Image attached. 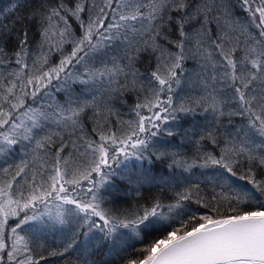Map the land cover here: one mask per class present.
<instances>
[{"label":"snow or ice","instance_id":"1","mask_svg":"<svg viewBox=\"0 0 264 264\" xmlns=\"http://www.w3.org/2000/svg\"><path fill=\"white\" fill-rule=\"evenodd\" d=\"M0 160V264H264V0H9Z\"/></svg>","mask_w":264,"mask_h":264},{"label":"trees","instance_id":"2","mask_svg":"<svg viewBox=\"0 0 264 264\" xmlns=\"http://www.w3.org/2000/svg\"><path fill=\"white\" fill-rule=\"evenodd\" d=\"M8 2H9V0H0V8L8 6ZM239 14L242 16L244 15V13H242V12H240ZM69 50H70V48H69ZM133 102H134V99L129 97L128 98V104H126V105L117 104V107L119 108L123 119L127 120L130 118H133L134 114L129 111V105L132 104ZM113 119H115V118H113ZM2 163H3V161L0 160V164H2ZM233 179L235 180L236 178H233ZM201 180H203V178H201ZM236 182L240 185L245 184L244 181L236 180ZM215 190L217 192L220 191V189L218 187ZM157 192H158V189H153L151 192L145 191L144 196H145V198H148L150 196L155 195ZM201 192L203 195H205V197L207 199V198L211 197L213 190H212V187L210 185H206L204 183H201ZM164 195H165V203H168V202H170V200L168 198L173 196L174 193L166 192ZM143 202L144 201H140V203H143ZM134 203H135L134 199L128 198L127 202L121 200V202L119 204H117L116 207H118V208L131 207L132 205H134ZM187 206L189 209V214H196L198 216L200 214H207V212H208V209L201 207V205L195 203L194 200L191 202H187ZM178 225H179V220L175 221V226H178ZM161 234H162L161 232H153L150 236H147L145 238L143 243L136 241V240L129 241V243L131 245H133V247L130 248L129 250L133 251L135 248L143 247L146 243L150 242L153 238L158 237ZM60 239L61 238L59 235H57L55 238H53V240L51 241L53 247H59ZM46 255H47V253H46ZM74 255L75 254L73 253L71 256H65L64 258L49 257L47 260V264H66V262L71 261V259L74 257Z\"/></svg>","mask_w":264,"mask_h":264}]
</instances>
